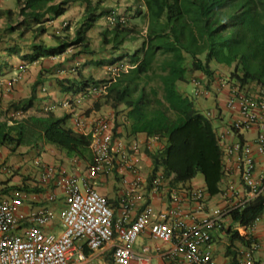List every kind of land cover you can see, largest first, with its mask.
I'll use <instances>...</instances> for the list:
<instances>
[{"label": "trees", "instance_id": "obj_1", "mask_svg": "<svg viewBox=\"0 0 264 264\" xmlns=\"http://www.w3.org/2000/svg\"><path fill=\"white\" fill-rule=\"evenodd\" d=\"M142 1L145 9L141 13L145 23L142 41L130 55L118 58L128 59L129 69L109 81L85 78L79 73V82L65 85L60 82V91L76 95L106 83V93L101 96L103 102L94 103L87 113L99 112L103 106L113 112L122 109L128 137L143 134L163 143L159 155L148 154L154 174L161 169L163 178H171L177 185L201 175L207 195L217 196L221 193L224 164L218 135L211 122L213 115L202 114L196 107L197 100L185 94L181 86L191 84L195 74L211 79L213 66H218L226 69L229 82L245 93L250 94L253 88L264 92V0ZM78 2L85 7L73 37L54 36L56 45L41 50L46 46L37 39L46 35V25L62 17L67 8ZM16 5L17 15L0 10V22L5 23L0 27L3 58L16 57L33 63L62 55L68 48L76 50L74 59L97 56L90 48L87 32L106 14L99 13L89 0H16ZM141 33L136 25L107 26L100 32L101 47L113 52L125 45L132 47ZM26 34L32 38L31 47L28 54H22L16 41ZM107 59L103 62L97 58L89 63L99 67L119 62L113 56ZM6 67V64L0 65V76ZM41 84L40 74L31 86V96L11 104L10 108L30 110ZM205 89L210 87L205 85ZM41 113L43 116L24 117L12 124L9 120L0 122V146L14 153L19 148L47 145L68 159L91 165V138L66 127L70 115L58 118L44 109ZM118 127L114 125V133ZM262 215L261 202L255 199L230 211L228 218L232 224L249 228ZM227 233L230 242L249 243L236 231Z\"/></svg>", "mask_w": 264, "mask_h": 264}, {"label": "built area", "instance_id": "obj_2", "mask_svg": "<svg viewBox=\"0 0 264 264\" xmlns=\"http://www.w3.org/2000/svg\"><path fill=\"white\" fill-rule=\"evenodd\" d=\"M107 23L111 28L116 25L125 26L126 20L110 15ZM66 26L67 23L63 22L62 27ZM77 67L78 63L71 68V73ZM127 69L129 66L124 63L107 67V80H113ZM192 84L195 99L209 97V91L200 81L193 80ZM106 88L107 84L91 86L82 94L63 99L61 107L71 109L79 106L86 96L104 95ZM224 89L227 92L224 109L230 113V123L218 135V140L223 155L224 174L235 167L238 181L246 192L243 201L227 205L224 211L218 209L209 214L206 212L208 195L205 190L195 189L185 194L173 190L169 197V208L157 211L150 205H143L132 221H129L132 201H126L122 204L121 216L116 224L119 231L115 232L113 211L94 184L101 175L115 169L113 156L117 154L125 167L135 175L129 183V194L138 189L141 180L130 162L129 153L134 152L136 147L127 148L122 143L114 142L112 125L107 118L78 116L74 121V129L76 133L90 136L92 164L83 176H76L39 160L35 161L39 173L33 184L53 186L64 197L65 208L58 214L48 205L24 210L29 194L23 189H15L0 196V264H93L92 261L106 246H109L111 252L109 264H130L135 259L133 246L146 232L155 242L169 245L165 257L171 261L184 264H264L255 260L253 255L261 248L257 242L250 243L248 248H239L234 260L219 262L213 255L211 232L219 227L223 218H228L230 211L259 199L264 217V96L247 94L238 86L221 79L217 83V91L220 94ZM54 109V105H48L45 110L51 112ZM211 116L207 114V117ZM9 117V124H12L24 118V113L12 112ZM253 129L258 130L253 142L242 139L241 134ZM151 142L156 143L158 140L152 138ZM2 171L11 174L7 167H3ZM160 181L161 178H158L155 182ZM233 196L235 190L229 186L223 197L228 200ZM45 199L53 203L57 196L51 192ZM185 199L195 204L194 210L187 214L181 209ZM57 217L61 222L62 233L57 237L53 234L45 235L43 230L51 226ZM244 230L246 228L238 225L235 231ZM147 251V248L142 249L143 254ZM141 264L158 263L146 259Z\"/></svg>", "mask_w": 264, "mask_h": 264}, {"label": "crops", "instance_id": "obj_3", "mask_svg": "<svg viewBox=\"0 0 264 264\" xmlns=\"http://www.w3.org/2000/svg\"><path fill=\"white\" fill-rule=\"evenodd\" d=\"M15 5H16V0H0V10L2 11L10 10L12 12H15L16 11ZM75 5L76 6L69 11V14L65 13L62 17L58 18L54 22L48 23L46 26L48 27L49 25L55 28H60V23L63 20L72 21L76 18H79L76 16H78L80 12V7H85V6H83V4L79 2ZM140 6L142 7V9H144V4L142 0H140ZM74 11L75 12L77 11V15L75 14ZM83 11H81L82 14ZM1 23L3 25L5 24L4 21L2 20L0 22V27H2ZM43 60L44 59H40L38 61L31 63L30 70L27 73H24V71L21 72V67H23L24 70L27 69V66L25 64L26 62H28L27 60L22 61L20 59L18 60V58L16 57H10V58L7 57L6 61L8 64V70L5 72L3 71V74L7 73V75L5 76L6 80H2L3 78L0 77V83H2L1 81L4 82L6 81L5 85L3 84L0 85V102L13 104L28 99L31 96V86L34 84L36 79L41 74L42 69L39 65ZM89 61L95 62L97 60L90 59ZM74 62L76 61H73L72 63ZM89 65L91 64L89 63L88 66ZM213 70H214V74L211 79L203 76L202 74H198L200 81L204 85L210 87V90H212V94L208 101L206 102L199 101L198 103L196 102V107L202 114L206 115L207 113H210L213 115V118L214 116L216 117L214 119L212 118L211 122L216 131V134L219 135L222 131H224L228 127L230 123V113L224 109V102L227 97L226 89H224L219 94L216 85L220 76H222L223 77L222 79L227 80L228 82L229 79L227 75L228 74L227 70L224 69L223 67L213 66ZM16 75L17 76L19 75V79H18L19 81L10 84V80L15 78ZM82 77H86V76L82 74ZM80 79L81 77H78L76 80L62 81V82L63 85H65L71 83L72 81L79 82ZM59 83L60 82H58V86H59L58 90H60L61 88L60 86L61 83L60 84ZM6 86L10 88L9 92L6 90L5 88ZM190 86L193 88L192 83L190 84ZM40 87L41 86H39V88ZM258 93H260L259 90L255 88H253L250 91V94H258ZM260 94L264 95V92ZM63 95L65 94L62 93L60 94V96ZM60 96L56 97L55 95L51 94L50 98L39 100L38 102L35 101L33 107L30 110H34L35 108L42 110V108L46 105V103H43L42 101L49 100V102H52L55 99L58 100ZM37 98H39L38 95L36 96V99ZM79 108L86 109L82 103V105L79 106L76 110L75 109H73L72 111L60 110L61 111L60 115L54 114V112L53 114L58 118L64 115H70V119L67 121L66 127L76 132L74 129V121L78 116L84 114L83 111L81 110L79 111ZM91 108L92 107H90V109ZM100 111L91 112L87 117L92 118L93 114L98 116L100 115L99 113H101ZM33 116L40 117L43 116V114L41 113ZM117 124L119 125V127L117 128L115 133L113 132V141L122 143L127 148L130 146L136 147V150L134 152H129L131 154L130 162L135 166L137 170V175L138 178L141 180V185L132 194H129V183L134 180L135 175H133L131 170L125 167V165L121 162L120 156L117 154L113 156L115 159V169L110 173H105L101 175L95 181L94 184L95 189L106 198L109 207L113 211L114 214L113 229L115 232L119 231L118 228H116V224L118 223V220L120 219L121 216L122 204L125 203L126 201H132L130 202L131 206H130V219H129V221H132L134 217L140 212L143 205H150L152 208H154L157 211H164L167 208H169L171 205L169 197L173 190H178L184 194L189 193L195 189L205 190L203 178L201 182H199L198 180V182L194 183V181L191 180L185 184L177 185L172 183L171 178L169 179L163 178L161 169H159L154 174V168L152 166L148 154L159 155L163 149V143L151 142V139L147 138L143 134H138L136 136L128 137L127 132L125 131L126 127L124 126V125L127 126V124H125L124 120H122V122H118ZM111 125L113 131L114 129L113 121ZM257 133L258 130L253 129L249 132L241 134V137L246 141L253 142ZM32 152L35 153L36 160H39L41 162L47 163L56 168L64 170L66 171V173L71 175L83 176L88 167L87 164L81 161H78L76 159L66 158L64 154L61 153L59 150L47 145H40L34 149L19 148L14 153L18 155L20 158L21 154L29 155ZM10 167H12L13 174L8 175L3 172L0 173V175L2 174L4 176V178L0 176V190L7 189L9 194L11 190H13L14 188L27 189L28 192L27 191L26 192L29 194V200L24 206V210L35 209L39 206H45V205L51 207L50 204L45 199L47 197V194L51 192L55 193L57 199L61 200V202L64 203V197L62 193L59 190L54 189L53 186H40V185L35 186L33 184V181L38 177V173H39L38 168L29 169L26 167H22V163H20V165H17L15 162H13ZM22 168L25 169L21 170ZM158 178H161V181L159 183H156L155 181L158 180ZM229 186H232L234 188L235 196H233L228 200H225V198L223 197V193L226 192ZM245 194L246 192L242 187V185L239 183L236 169L233 166L231 167V170L228 172V174H224V178L221 183V193L214 197H210V196L207 197L205 204L206 212L210 214L212 211L218 209L224 211L227 205L229 204L236 205L239 202L243 201L246 198ZM189 196L190 195L188 194V198ZM194 208H195V204L190 199H185L181 203V209L185 214L189 213L190 211H193ZM61 209L62 208L60 209L54 208L53 210L55 211V213L58 214V212ZM53 225L54 223L48 228L50 229L51 227H53ZM123 227H125V225H123ZM237 227L238 225L232 224L231 220L225 217L221 220L219 227H217L211 232V237L213 242L212 244L213 255L217 259V261L220 262L222 260H234L236 251L239 248H248L250 243L257 242L261 244V248L254 252L253 254L254 258L257 261L264 262L263 215L260 217V219L257 222L252 224L249 228H246V230H244L243 232L242 231L238 232L239 236L244 237V240L246 242H249L246 245L245 244L243 245L238 241L230 242L229 240L230 237L227 232L228 231L233 232L236 230ZM146 234L148 235L147 232L143 233L141 235L142 238L147 236ZM216 243H218L217 246H219L220 249L214 247V244ZM143 248L148 249V251L144 254L142 253ZM168 248L169 245H164L156 242L144 244L140 246V248H136V249L133 246V253L135 254V259H133L130 262V264H141V262L146 259L158 264H184L182 262H178V261L175 262L166 258L165 255L168 252ZM110 253L111 252L109 246H106L99 253V255L92 261L93 264H99L100 262H103L104 264H109Z\"/></svg>", "mask_w": 264, "mask_h": 264}, {"label": "rangeland", "instance_id": "obj_4", "mask_svg": "<svg viewBox=\"0 0 264 264\" xmlns=\"http://www.w3.org/2000/svg\"><path fill=\"white\" fill-rule=\"evenodd\" d=\"M89 1L91 2L92 7L98 8V12H103L104 14H106L103 18L99 17L98 21L96 22L94 27L91 28V30H89L87 32V40H88V43L90 45V48L97 53V56H95V57L94 56H83V57H78V58L74 59L72 56L75 54L76 50L74 48H68L66 50V52L64 54H62L59 58H56V59L46 58L47 60L44 59L43 61H41V64L39 66L42 69V71H41L42 84L40 86L45 87L47 91L43 95L40 92L41 87L40 88L38 87L36 94L39 96L40 99L37 98L35 101L38 102L39 100L50 98L51 94L55 95L56 97H59L61 94V91L58 90L59 89L58 82L76 80L78 78L79 73L84 74V76H86L85 78H92L93 80H100V81L106 80L109 76H107V74L105 73L106 68H104V67H107V65L103 64L102 66L97 67V66H94L92 64V65L88 66L90 59L97 60V58H98V59L104 60L103 62H106L108 60L107 59L108 57L111 58V56H113L114 58H116L115 60L129 66L128 59H124V60L120 61V59H118V58L121 56L124 57L126 54L130 55L132 53L133 49L137 48L142 41L145 23H144V21H142V17H141V13L144 12V9H142V7L140 6V0H89ZM75 6L76 5L73 4L69 8H67L66 13L69 14V11L72 8H74ZM83 9H84V7H80V12H79L78 16H76V17H79V18L81 17V15H82L81 11H83ZM17 12H18V8L16 7V11L14 12V14L17 15ZM108 12L109 13L114 12L116 14H119V16H122L123 18H125V20H127V25H129V26L136 25L138 27V29L140 31H142V33L138 36L139 41L134 43V45L132 46L133 48L130 47L129 45H125L119 51H115V52H113L110 49H106V50L102 49L100 32H102L103 29L107 28L105 18L107 17ZM75 14L77 15V11L75 12ZM79 18H76L72 21H69L70 26H69V29L67 31L66 30H60L59 28H54L53 26L48 25V27H46L47 28L46 35L37 39L38 43L40 42L41 44L46 46L44 48H41V50L42 49H49L50 46L56 45V44L54 45V43H55L54 42V38H55L54 33L58 32L60 34L59 36H61V38H63L64 36H68V37L72 38L74 35V31H75V28L77 26V21ZM15 20H17L16 16H15ZM1 25L3 26L2 23H1ZM16 42L21 47V53L22 54H28L30 52V47H31V42H32V38H30V34H26L22 39H20ZM2 50L3 49L1 48V50H0V65H5V64L8 65L7 61H6L7 58H3V56H5V53ZM34 50H35V48H34ZM76 60L79 62L80 65L78 68H76V71L74 73L73 72L71 73V66L73 64L72 62L76 61ZM25 64L27 66V69L22 70V71H24V73H27L30 70L31 63L26 62ZM7 70H8V67L3 69L4 72ZM6 75H7V73H4L2 76H0L1 78H3L2 80H6L5 79ZM220 78H223V77L220 76ZM193 79H199L198 74H195L193 76ZM1 82L3 85H5L6 81L5 82L1 81ZM181 89L185 92V94H188L190 97H192L193 88L190 86V84L181 86ZM208 90L210 91L209 97L206 99H198L196 101L197 103L199 101L200 102H206L210 99L211 94H212V90H210V89H208ZM53 93H55V94H53ZM66 97L68 98V97H70V95L66 94V95L60 96V98L58 100H56L53 97L55 100L52 102H49V100H44L42 102L46 103L47 105L54 104V105L58 106V104H60L63 101V99ZM83 101H82V103L86 109L79 108V111L81 110L84 112V114H82L81 116L87 117L89 115L87 112L90 110V107L93 106L94 102L95 103L96 102L102 103L103 98L99 97V96L91 95L89 97H86ZM82 103H81V105H82ZM10 105H11L10 103L0 102V122L7 121L9 119V114L11 112H13V109H14V108H10ZM77 108L78 107H75L74 109L76 110ZM87 108H89V109H87ZM60 110H65V109H63L61 107H57L54 111V114L60 115V112H61ZM100 112L101 113H99L100 115H98V116H103V117L107 118L108 120L111 121V123L113 121L114 125L117 124L118 122H122L123 117H124V112L122 111V109H119V111H117V112H113V110H111L108 106H103ZM37 114H41V110L37 109V108H35L34 110H28L26 112L27 117L37 115ZM98 116L93 114L92 118H95ZM20 156L21 157L19 158V156L16 155L15 153H10V151L8 149L0 146V164H3L5 166L10 167L11 164L13 162H15L17 165H20V163H22V167H26L29 169L36 168L35 167L36 155L34 152L30 153L29 155L28 154H25V155L21 154ZM24 169L25 168H22L21 170H24ZM0 176L2 178H4V176L2 174ZM198 180H199V182L202 181L201 175H198L197 177H195L193 179L194 183L198 182ZM4 190H7V189H4ZM4 190H0V196L3 195L2 192ZM49 204L53 209L54 208H59V209L65 208V204L62 203L61 200H59V199H57V201H55L53 203H49ZM43 233L45 235L53 234L56 237L59 236L62 233V227H61L60 220L58 218H56L54 221L53 227H51L50 229L49 228L44 229ZM149 243H155V241L150 239L148 235L145 236L144 238H142V236H140L136 240V242L134 244V248L135 249L140 248V246H142L144 244H149ZM156 243H158V242H156ZM217 244L218 243L214 244V247L217 249H220L219 246H217Z\"/></svg>", "mask_w": 264, "mask_h": 264}, {"label": "clouds", "instance_id": "obj_5", "mask_svg": "<svg viewBox=\"0 0 264 264\" xmlns=\"http://www.w3.org/2000/svg\"><path fill=\"white\" fill-rule=\"evenodd\" d=\"M75 4H77V3H75ZM84 5V4H83ZM85 6V5H84ZM16 7H17V5H16ZM145 10V9H144ZM100 13V12H99ZM110 15H115V16H117V17H119V18H123L122 16H119V14H116V13H114V12H112V13H109V14H107V17L108 16H110ZM107 17L105 18V20H106V24H107V26H108V23H107ZM125 19V18H124ZM52 22H54V21H52ZM63 22H66L67 23V26L66 27H62V23ZM49 23H51V22H49ZM126 25H127V20H126ZM70 26V22L69 21H66V20H63L61 23H60V30H66V28H68ZM47 27V26H46ZM55 28V27H54ZM59 30V31H60ZM54 35L55 36H59L60 34L57 32V33H54ZM143 35H144V31H143ZM61 55H59V56H56V57H50V58H52V59H56V58H59ZM76 63H78V67H79V62L76 60V62H74L73 64H72V66H71V68L76 64ZM121 62H117L116 64H120ZM115 64V65H116ZM113 66V65H112ZM128 66V65H127ZM77 67V68H78ZM107 67H109V65L107 66ZM107 67H104V68H107ZM22 70H24V68L23 67H21V71ZM75 71H76V69H75ZM18 79H19V76H16V78H13L12 80H10V84L11 83H16L17 81H18ZM222 78H219L218 79V81L219 80H221ZM13 80H15V82H12ZM193 80H198V79H193ZM222 80H224V79H222ZM105 81H108L107 79L105 80ZM198 81H200V80H198ZM224 81H226L228 84H230V85H232L230 82H228L227 80H224ZM193 82V81H192ZM201 82V81H200ZM202 83V82H201ZM218 83V82H217ZM104 84H106V83H104ZM203 84V83H202ZM0 85H2V83H0ZM193 85V84H192ZM204 85V84H203ZM205 86V85H204ZM217 86V85H216ZM6 88V90L9 92L10 90V88L7 86V87H5ZM44 89V92L42 91ZM208 90V89H207ZM209 91V90H208ZM40 92L42 93V94H44L45 92H46V89L44 88V87H42L41 89H40ZM86 92V91H85ZM82 93H84V92H81V93H78V94H82ZM209 93H210V91H209ZM78 94H76V95H78ZM258 94H260V93H258ZM262 95V94H261ZM73 96H75V95H70V97H73ZM264 96V95H263ZM86 97H89V96H86ZM85 97V98H86ZM99 97H101V96H99ZM84 98V99H85ZM65 99V98H64ZM83 99V100H84ZM82 100V101H83ZM197 100V99H196ZM82 103V102H81ZM50 105H54V104H50ZM81 105V104H80ZM79 105V106H80ZM48 105L46 104L42 109H46V107H47ZM55 106V109L57 108V107H61V103L60 104H58V106H56V105H54ZM79 106H76V107H79ZM62 108V107H61ZM75 107H72L71 109H65V110H73ZM55 109L53 110V111H51V112H54L55 111ZM64 109V108H63ZM13 112H16L15 110H13ZM22 112V111H21ZM12 113V112H11ZM10 113V114H11ZM24 113V117H27L26 116V112H23ZM10 114H9V116H10ZM84 117H86V116H84ZM99 117V116H98ZM87 118H89V117H87ZM9 121H10V117H9V119H8ZM159 142V141H158ZM36 161H38V160H36ZM3 167H7V168H9L10 169V171H11V174H13V170H12V168L11 167H9V166H5V165H3V164H0V173L1 172H3L2 171V168ZM36 167V166H35ZM3 173H5V172H3ZM5 174H8V173H5ZM11 174H8V175H11ZM17 189H23V188H17ZM13 190H15V189H13ZM12 191V190H11ZM25 191V190H24ZM7 194V193H6ZM3 195H5V194H3ZM2 196V195H1Z\"/></svg>", "mask_w": 264, "mask_h": 264}]
</instances>
